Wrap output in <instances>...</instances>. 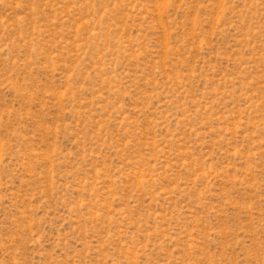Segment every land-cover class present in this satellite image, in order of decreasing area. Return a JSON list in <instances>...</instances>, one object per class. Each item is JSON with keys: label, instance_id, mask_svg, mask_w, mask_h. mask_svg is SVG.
<instances>
[{"label": "rangeland", "instance_id": "obj_1", "mask_svg": "<svg viewBox=\"0 0 264 264\" xmlns=\"http://www.w3.org/2000/svg\"><path fill=\"white\" fill-rule=\"evenodd\" d=\"M0 264H264V0H0Z\"/></svg>", "mask_w": 264, "mask_h": 264}]
</instances>
